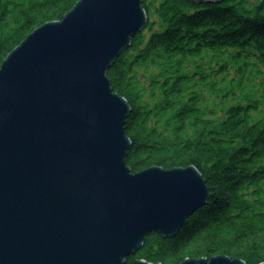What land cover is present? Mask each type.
<instances>
[{"label": "water", "instance_id": "obj_1", "mask_svg": "<svg viewBox=\"0 0 264 264\" xmlns=\"http://www.w3.org/2000/svg\"><path fill=\"white\" fill-rule=\"evenodd\" d=\"M146 19L142 0H79L1 63L0 264H149L126 259L150 233L176 236L209 200L193 165H126L130 107L106 72Z\"/></svg>", "mask_w": 264, "mask_h": 264}, {"label": "trees", "instance_id": "obj_2", "mask_svg": "<svg viewBox=\"0 0 264 264\" xmlns=\"http://www.w3.org/2000/svg\"><path fill=\"white\" fill-rule=\"evenodd\" d=\"M78 1L0 0V66ZM142 7L157 21L148 19L106 72L130 107L126 165L133 173L193 165L210 198L176 236L150 233L126 260L226 255L264 263V0H142Z\"/></svg>", "mask_w": 264, "mask_h": 264}, {"label": "rangeland", "instance_id": "obj_3", "mask_svg": "<svg viewBox=\"0 0 264 264\" xmlns=\"http://www.w3.org/2000/svg\"><path fill=\"white\" fill-rule=\"evenodd\" d=\"M149 15V17H147V20L149 19L150 21H157V18L153 15V13H150V14H148ZM146 16H147V13H146ZM159 27H157V26H155V29H158ZM144 34H145V36H149V32L148 31H144Z\"/></svg>", "mask_w": 264, "mask_h": 264}, {"label": "bare ground", "instance_id": "obj_4", "mask_svg": "<svg viewBox=\"0 0 264 264\" xmlns=\"http://www.w3.org/2000/svg\"><path fill=\"white\" fill-rule=\"evenodd\" d=\"M146 23H147V19H146ZM208 202V201H207ZM207 204V203H206ZM149 264H151V263H149Z\"/></svg>", "mask_w": 264, "mask_h": 264}]
</instances>
